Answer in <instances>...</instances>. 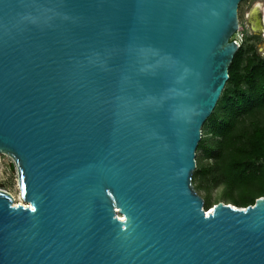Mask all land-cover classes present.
Returning <instances> with one entry per match:
<instances>
[{"label": "water", "instance_id": "water-1", "mask_svg": "<svg viewBox=\"0 0 264 264\" xmlns=\"http://www.w3.org/2000/svg\"><path fill=\"white\" fill-rule=\"evenodd\" d=\"M240 2L0 0V264H264V195L193 183Z\"/></svg>", "mask_w": 264, "mask_h": 264}, {"label": "trees", "instance_id": "trees-1", "mask_svg": "<svg viewBox=\"0 0 264 264\" xmlns=\"http://www.w3.org/2000/svg\"><path fill=\"white\" fill-rule=\"evenodd\" d=\"M243 54L240 46L203 124L193 173L197 189L224 185L225 196L239 206L264 195V56L256 52L244 63Z\"/></svg>", "mask_w": 264, "mask_h": 264}, {"label": "rangeland", "instance_id": "rangeland-1", "mask_svg": "<svg viewBox=\"0 0 264 264\" xmlns=\"http://www.w3.org/2000/svg\"><path fill=\"white\" fill-rule=\"evenodd\" d=\"M233 38L240 42L244 53V63L248 57L253 56L256 52L264 56V0H241L239 4V28L234 33ZM0 188L10 191L17 202H24L17 166L14 159L6 153H0ZM197 190L204 198H209L210 205L222 200L239 206L225 196L224 185H213L210 188L202 187Z\"/></svg>", "mask_w": 264, "mask_h": 264}, {"label": "bare ground", "instance_id": "bare-ground-1", "mask_svg": "<svg viewBox=\"0 0 264 264\" xmlns=\"http://www.w3.org/2000/svg\"><path fill=\"white\" fill-rule=\"evenodd\" d=\"M14 198H15V197H14ZM22 199H23V197H22ZM23 201L25 202L24 199H23ZM15 202L18 203V202L16 201V199H15ZM211 209H213V208H211ZM121 217L124 218L123 215H121Z\"/></svg>", "mask_w": 264, "mask_h": 264}]
</instances>
